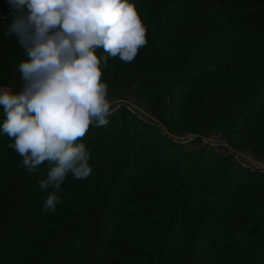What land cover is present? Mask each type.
<instances>
[{
  "label": "rangeland",
  "instance_id": "374dc122",
  "mask_svg": "<svg viewBox=\"0 0 264 264\" xmlns=\"http://www.w3.org/2000/svg\"><path fill=\"white\" fill-rule=\"evenodd\" d=\"M141 1L138 15L146 27L147 40L138 51L141 57L137 55L131 63L118 60L115 66L108 64L102 69L113 109L109 123L103 127H109L117 138L126 130L132 134L138 142V156H128L121 169L112 164L114 170L107 172L116 182L111 198L106 201L109 208L100 229L98 251L110 243L114 245L110 250L112 256L120 258L135 241H143L146 229L151 227L128 233L134 228V217L129 214L138 218L141 214L140 210L127 208L132 205V198L125 193L135 177L140 179L152 173L158 183H152L151 187L156 188L150 195L153 198L174 195L168 196L165 212L157 213L158 221H152V227L161 232L166 220L173 219L181 227L179 221L184 222L186 210L193 219L195 246L185 248L188 255L178 258L179 264H255L259 257L263 259L258 264H264V110H260L264 104V70H261L264 67L258 54V46L263 48L264 42L238 39L237 51L239 33L230 31L217 42L200 48L204 41L201 38L210 37L219 25L227 26L219 17V8L208 13L209 0H161V7L152 0ZM232 3L238 5L243 1ZM189 7L196 9L193 17H188ZM171 9L184 14L173 16L165 40L161 37L163 12ZM237 13L242 21L236 19L237 24L232 25L246 35L245 25L258 29L260 20L256 12ZM11 18L6 0H0V87L19 91L22 82L17 64L22 48L14 36L5 35ZM205 23L206 29L198 35L196 25ZM225 44L234 50L227 57L232 71L229 75L224 60L219 63ZM251 58L260 72L249 71ZM91 137L103 139L90 126L82 142ZM158 163L160 168H153ZM43 164L49 168L47 162ZM136 166L139 171L134 174ZM154 169L165 171L157 173ZM31 173L34 177L40 171ZM35 178L32 184H36ZM135 185L140 187L135 189L137 193H146L140 184ZM37 191L45 192L39 186ZM190 191L199 196L188 197ZM129 193L135 194L132 190ZM42 196L38 201L43 205ZM171 199L174 201L170 202ZM150 209L146 211L148 214ZM180 233L178 230V247L186 239ZM172 246L168 244L166 251L161 252L149 250L147 253L151 254H141L137 263L162 264L159 260L165 258ZM179 251L185 253L182 248ZM94 258L95 264H100L101 254Z\"/></svg>",
  "mask_w": 264,
  "mask_h": 264
},
{
  "label": "clouds",
  "instance_id": "9594fccd",
  "mask_svg": "<svg viewBox=\"0 0 264 264\" xmlns=\"http://www.w3.org/2000/svg\"><path fill=\"white\" fill-rule=\"evenodd\" d=\"M5 35L24 50L19 91L0 87V136L28 172L47 162L43 209L54 212L62 183L90 176L89 127L109 123L112 105L102 69L110 59L131 63L146 43L133 0H6ZM98 50H102L98 54Z\"/></svg>",
  "mask_w": 264,
  "mask_h": 264
},
{
  "label": "trees",
  "instance_id": "16d2710c",
  "mask_svg": "<svg viewBox=\"0 0 264 264\" xmlns=\"http://www.w3.org/2000/svg\"><path fill=\"white\" fill-rule=\"evenodd\" d=\"M152 1L156 6L161 7V0ZM187 1L189 2V0ZM242 1L243 3L234 5L232 0H209L208 13L219 8V17L224 20L223 24L226 23L227 26L221 28L219 25V28L217 29L216 27L210 37L201 38L204 41L199 45L200 48L217 42L220 37L230 31L239 33V37L236 39L237 51L240 49L238 39L240 41L244 38L250 41L258 40V42H264V0ZM133 3L137 12H139L142 1L133 0ZM189 4L193 5L194 8H199V6L193 3ZM188 10L190 13L188 17H193V14L196 13V9H191L189 7ZM242 10L256 12V16H259L258 19L260 20V22L257 23V30L251 27V25H245L243 29L246 28L248 31L247 35L241 28L238 29V27L232 25V22L237 24L236 19L242 21V17L240 18L237 13ZM180 14V10L175 12V10L172 11V9L171 11L167 10L163 12L164 23L161 29V37L165 40H167V34L169 28H171L173 16L175 17ZM197 25L196 31L199 35L206 29L207 25L206 23L204 25ZM258 48L259 62L261 67L262 65L264 67V47L258 46ZM250 50L252 51L254 49L250 48ZM20 51V60H23L25 58L23 48ZM138 51L140 52V50ZM233 51L232 46H227L225 44V52H223L221 55L222 58L219 60V63L224 60L226 73L228 75L232 71H229L230 66L227 57L230 56ZM100 52H102V50H98L99 54ZM216 54H221V52ZM140 57L141 54L139 53L138 58ZM117 61L118 59H110L108 64L115 66ZM219 63H217L216 66ZM254 64L251 58L249 60V71L251 70L255 73L260 72L259 69L254 67ZM137 70L138 69H136V71ZM261 70L263 71L264 68ZM260 110H264V104ZM121 116V118H125L123 115ZM0 119H3L2 108H0ZM102 127H95V132H99L103 136L105 142L103 139H96L95 137L88 138L85 142L88 150L92 151L90 160L92 172L90 176L82 180L72 179L71 175L66 178L61 185L59 192L61 198L53 214L43 209L42 204L38 201L39 197L42 195L45 199L50 191V189L45 190L44 193H39L37 191L38 181L46 178L48 168H45L42 163L36 169L37 172L40 171L39 175H34V177H32L33 173L25 170L20 163L21 157L8 147L9 143H11L9 138L7 136H0V264H95L96 259L94 256L97 253L102 256L100 264H140L142 262L144 263V261L137 263L138 257L141 254L150 252L149 250L152 249L161 252L166 249L168 244L173 245V248L167 252L165 258L160 259L159 262L162 264H179L178 258L181 259L188 255L185 248L188 247L190 249L195 246L193 241L196 239V234L194 233V228L191 226L193 219L191 213L187 210L183 213L186 217L184 222L181 220L179 221L181 227L174 224L176 219L171 221L166 220L167 223L163 228L164 230L162 229L161 232H159L157 228L152 227L151 222L157 219V213L160 214L161 212H165L167 207L164 204L168 201V196L171 197L174 195L166 194L161 198H159V196L153 198L150 193L156 187H151V185L153 182L157 184L158 181H156L157 178L155 175L147 173L146 176L140 177V179L137 177H135V179L133 178L134 181L126 186V188L130 186L128 189L129 191L125 193V195L127 194L126 197L130 195V198H132V200L130 199V204L132 205L127 208H129L130 211L140 210V214L143 216L140 218V215L139 219L135 217L133 213L129 214L130 217H134L132 219L134 228L128 231V233H137L145 226L151 227L146 229L143 235V241L140 243L138 242L140 239L135 241L134 246L121 255L122 257L120 258H114L112 256L110 250L112 247L114 248V245H110V243L106 245V248L103 247V249H100L101 252L98 251V245L101 241L100 229L104 222L107 209L109 208L106 201L111 198L113 186L116 182V180L111 179L110 175H107V172L114 170L112 164H116V169H119L118 167L121 169L127 164L128 156H138V142L132 134H129L126 130L123 134L127 135V137L122 135V138H117L116 135L111 134L112 132L109 127ZM101 130L103 131L101 132ZM116 134L117 136L119 135V133ZM110 135L113 138H111ZM109 159L111 160L109 161ZM160 164L161 163L155 164L153 168H160ZM138 171L139 167H134V174ZM163 171L165 170L156 169L154 172L158 173ZM32 178H35L36 184H32ZM135 183L140 184L141 188L143 187L146 190V193H137L135 189L138 190L140 187L136 186ZM219 189L217 190V195L219 191H221V188ZM131 190L135 193L134 195L129 193ZM193 194L199 196L196 192L191 193L190 191L188 197H192ZM220 197L221 195L219 198ZM173 201V199L170 200V202ZM28 206H30V209H28ZM148 208H151L149 214L146 212ZM171 216L172 215H170L169 218ZM178 230L181 232L180 234L186 237V239L182 241L183 244L180 247L177 246V244H180L177 243L176 237ZM257 234L259 235V233ZM140 237H142V235ZM230 247L233 248V245ZM115 248L117 249L118 247L115 246ZM178 248H182L185 253H180ZM147 254L149 255L151 253ZM261 258L263 259V257H259L257 261H255V264H258ZM8 261L11 263H7Z\"/></svg>",
  "mask_w": 264,
  "mask_h": 264
}]
</instances>
